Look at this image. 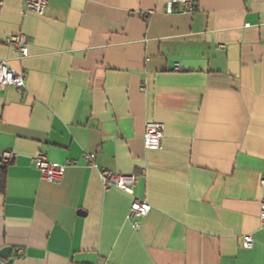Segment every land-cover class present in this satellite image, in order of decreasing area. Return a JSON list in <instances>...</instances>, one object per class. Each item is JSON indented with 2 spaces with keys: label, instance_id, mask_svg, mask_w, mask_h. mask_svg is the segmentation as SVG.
I'll return each mask as SVG.
<instances>
[{
  "label": "crops",
  "instance_id": "1",
  "mask_svg": "<svg viewBox=\"0 0 264 264\" xmlns=\"http://www.w3.org/2000/svg\"><path fill=\"white\" fill-rule=\"evenodd\" d=\"M168 1L50 0L41 16L3 1L0 58L26 80L0 88V154L15 155L0 163V264H264V0L171 15ZM151 122L164 137L146 150ZM39 154L72 162L60 183L40 179ZM101 171L133 175V196L103 190ZM133 197L150 206L138 220Z\"/></svg>",
  "mask_w": 264,
  "mask_h": 264
},
{
  "label": "built area",
  "instance_id": "2",
  "mask_svg": "<svg viewBox=\"0 0 264 264\" xmlns=\"http://www.w3.org/2000/svg\"><path fill=\"white\" fill-rule=\"evenodd\" d=\"M0 0V9L3 6ZM25 10L35 15L41 16L50 0H22ZM195 8V0H169L165 5V13L168 15L191 14ZM5 44L14 49L18 58L28 56V44L23 34L10 35L5 39ZM177 69V66L175 67ZM26 74L17 72L9 64L0 58V88L12 87L21 93L25 89ZM164 137V128L162 124L151 122L145 125L143 143L146 150H155L160 148L161 141ZM15 155L11 152L0 154V163L9 165L14 160ZM83 158L89 168H96L94 156L83 154ZM35 170L38 172L41 180L49 183H60L63 179L64 172L72 162L67 161L64 164H54L49 162L44 155H37L32 159ZM103 190L115 188L121 192L133 196V187L135 177L133 175L119 174L110 171L99 172ZM259 185L264 186V176L259 180ZM150 212V206L144 201L133 197L128 212V219L138 220L145 217ZM259 224L264 227V198L260 201V213L258 216ZM253 238L250 235L241 237V247L249 250L253 247Z\"/></svg>",
  "mask_w": 264,
  "mask_h": 264
},
{
  "label": "water",
  "instance_id": "3",
  "mask_svg": "<svg viewBox=\"0 0 264 264\" xmlns=\"http://www.w3.org/2000/svg\"><path fill=\"white\" fill-rule=\"evenodd\" d=\"M9 257V249L5 248L0 251V258L8 259Z\"/></svg>",
  "mask_w": 264,
  "mask_h": 264
}]
</instances>
